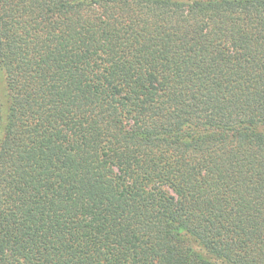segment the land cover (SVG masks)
I'll return each mask as SVG.
<instances>
[{
	"label": "trees",
	"instance_id": "trees-1",
	"mask_svg": "<svg viewBox=\"0 0 264 264\" xmlns=\"http://www.w3.org/2000/svg\"><path fill=\"white\" fill-rule=\"evenodd\" d=\"M0 264H264V0H0Z\"/></svg>",
	"mask_w": 264,
	"mask_h": 264
}]
</instances>
